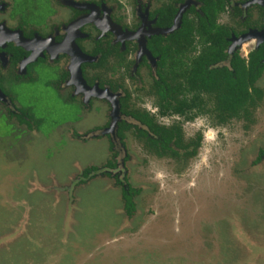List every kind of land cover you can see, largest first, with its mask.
Returning <instances> with one entry per match:
<instances>
[{"label": "rangeland", "instance_id": "1", "mask_svg": "<svg viewBox=\"0 0 264 264\" xmlns=\"http://www.w3.org/2000/svg\"><path fill=\"white\" fill-rule=\"evenodd\" d=\"M119 2L128 21L129 0ZM256 39H242L241 52ZM142 78L137 91L124 80L129 103L153 109ZM255 86L261 97L247 117L178 119L184 141L201 136L181 159L154 154L130 132L113 157L96 128L116 110L105 91L81 92L80 111L42 79L17 87L36 117L30 128L0 117V264H264V157L255 162L264 149V74ZM116 176L137 190L130 216Z\"/></svg>", "mask_w": 264, "mask_h": 264}, {"label": "flooded vegetation", "instance_id": "2", "mask_svg": "<svg viewBox=\"0 0 264 264\" xmlns=\"http://www.w3.org/2000/svg\"><path fill=\"white\" fill-rule=\"evenodd\" d=\"M119 1L0 0V117L10 126L9 120L14 119L30 128L36 115L30 106L21 102L17 87L33 85L40 79L80 111L83 105L77 96L81 92L92 95L105 91L115 97L116 110L96 128L105 133L113 157L117 154L116 145L123 146L125 133L130 132L156 155L185 158L182 154L172 156L167 149L151 147L145 137L157 139L164 131L175 128L182 144H192V139L184 141L178 119L192 120L205 115L213 122L216 120L215 92L201 90L197 93L200 101L194 98L193 92L197 91L190 90L182 72L203 46L195 28L204 25L222 42L224 57L210 67L230 70L234 54L246 64L251 51L262 49L258 64L263 68L256 82L264 74V0H129L128 21L118 13ZM184 26L193 28L192 43L174 67L172 77L168 73L171 62L166 57L169 43L173 41L170 28L179 31ZM249 35L257 39L242 53L240 41ZM175 40L181 44V35L176 34ZM71 67L76 78L70 79ZM143 72L148 79L146 91L153 98V109L137 110L129 101L133 90L144 88ZM126 79L132 82V91L124 84ZM183 102L194 106L181 113L175 106ZM199 105L208 111L200 112ZM168 118L170 123L165 122ZM11 130L23 133L13 127ZM196 133L194 140L198 135L201 137ZM167 146L179 153L184 151L171 141ZM263 157L261 154L257 161ZM112 163L110 169L116 167ZM116 179L121 190L130 187L126 177L122 176V181L117 176Z\"/></svg>", "mask_w": 264, "mask_h": 264}, {"label": "trees", "instance_id": "3", "mask_svg": "<svg viewBox=\"0 0 264 264\" xmlns=\"http://www.w3.org/2000/svg\"><path fill=\"white\" fill-rule=\"evenodd\" d=\"M170 34L172 36V42L169 43L167 49V60L171 62V68L168 73L173 77L175 74V66L180 63V57L189 50L192 43V29L191 27L184 26L182 30L178 31V28H170ZM196 32L202 37V48L201 52L195 57L190 65H187L183 69V75H185L186 84L189 85L190 90L193 92V97L200 101L199 93L201 90L204 92H215L216 103L215 112L216 120L214 123H224L228 118H238L240 116L247 117L250 109L254 108L261 97V90L254 87L253 83L259 77L263 66L258 64L260 56L263 54V50L257 48L248 55L247 63L245 64L243 59L237 55H233L230 59V70L225 68L210 67L211 64L216 61L222 60V42L218 39V36L211 33L208 28L204 25H199L195 28ZM181 35V44L175 40V35ZM213 36V37H212ZM208 43V44H207ZM170 89L168 90V92ZM197 96V97H196ZM193 100V99H192ZM193 102V101H192ZM194 104L185 103L183 105L175 106V109L181 113L192 108ZM200 112H204L205 106H197ZM193 114L187 118H191ZM138 133H140L138 131ZM199 135L192 141V144H182L181 136L175 128L163 132L157 139H149L145 137V141L151 144V147H159L162 151L167 149L169 154L172 156H179L182 154L183 157L191 156L195 153V150L199 144ZM160 141V142H159ZM173 142L175 147L183 148V152L175 151L173 148L167 146L168 142ZM159 142V143H157ZM261 154H264V149L259 150L256 157V161L259 159ZM107 167L113 165L112 162H106ZM91 171L96 170L95 167L89 168ZM83 175L87 176L86 171H83ZM137 190H132L130 187L127 190H121V196L124 204L126 214L131 215L133 210V203L131 200L132 193H136Z\"/></svg>", "mask_w": 264, "mask_h": 264}]
</instances>
